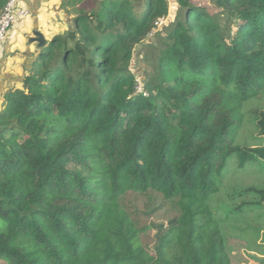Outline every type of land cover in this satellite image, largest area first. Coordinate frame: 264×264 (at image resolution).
I'll return each mask as SVG.
<instances>
[{"label": "trees", "instance_id": "1", "mask_svg": "<svg viewBox=\"0 0 264 264\" xmlns=\"http://www.w3.org/2000/svg\"><path fill=\"white\" fill-rule=\"evenodd\" d=\"M56 9L60 31L2 100L0 264H230L227 219L209 200L231 155L240 168L264 160L263 111H251L260 146L230 135L264 90V0H60ZM161 17L171 28L143 96L129 68ZM128 192L157 194L177 212L156 226L153 253L141 239L150 226L123 203Z\"/></svg>", "mask_w": 264, "mask_h": 264}, {"label": "rangeland", "instance_id": "2", "mask_svg": "<svg viewBox=\"0 0 264 264\" xmlns=\"http://www.w3.org/2000/svg\"><path fill=\"white\" fill-rule=\"evenodd\" d=\"M170 10L173 9L170 7ZM47 13L54 24L60 21L63 25L56 6H49ZM222 21L223 19L221 20L223 27L226 24L230 26L232 24L233 27L232 22L228 24L229 22ZM20 22L22 21L17 20L10 29ZM170 28L171 23L166 21L152 38L135 47L130 67L142 84L148 83L151 79L153 67L164 48ZM48 43L46 42V46ZM255 108L264 112V90L255 98H251L242 108L240 127L236 133H232L233 130L230 133L236 145L255 147L262 144L263 139L256 127V119L251 113ZM250 188L264 190V160L240 168L236 156L231 155L221 174L219 191L209 200V206L214 214L220 219H227L223 228L230 264H264V198L248 191ZM153 195L151 198L128 192L123 198L125 207L132 213L136 211L135 217L141 224L150 226L141 239L152 253L156 241V226H166L169 220L177 216L174 208L162 201L159 195Z\"/></svg>", "mask_w": 264, "mask_h": 264}, {"label": "crops", "instance_id": "3", "mask_svg": "<svg viewBox=\"0 0 264 264\" xmlns=\"http://www.w3.org/2000/svg\"><path fill=\"white\" fill-rule=\"evenodd\" d=\"M29 11V17L13 26L0 49V110L4 94L20 88L41 48L34 41L32 32L40 31L48 43L61 27L48 16L49 6H59L60 0H18ZM62 26V24H61Z\"/></svg>", "mask_w": 264, "mask_h": 264}, {"label": "built area", "instance_id": "4", "mask_svg": "<svg viewBox=\"0 0 264 264\" xmlns=\"http://www.w3.org/2000/svg\"><path fill=\"white\" fill-rule=\"evenodd\" d=\"M174 7H171L173 9ZM29 16V11L21 6L18 0H8L5 4L3 10L0 13V49L6 38L7 32L11 25L16 23L17 20L27 18ZM167 17H161L154 22V26L150 33L146 37L147 39L152 38L157 30L165 23ZM131 70V67L129 68ZM135 89L136 93H140L143 96H147V92L142 84L140 78L136 76L135 78Z\"/></svg>", "mask_w": 264, "mask_h": 264}, {"label": "water", "instance_id": "5", "mask_svg": "<svg viewBox=\"0 0 264 264\" xmlns=\"http://www.w3.org/2000/svg\"><path fill=\"white\" fill-rule=\"evenodd\" d=\"M32 35L34 36V41L37 43L38 48H42L46 45V39L40 31L34 30Z\"/></svg>", "mask_w": 264, "mask_h": 264}]
</instances>
